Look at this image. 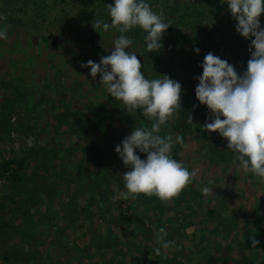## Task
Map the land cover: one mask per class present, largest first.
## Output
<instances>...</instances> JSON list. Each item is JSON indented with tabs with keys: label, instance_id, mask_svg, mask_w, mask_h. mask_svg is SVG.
Returning a JSON list of instances; mask_svg holds the SVG:
<instances>
[{
	"label": "trees",
	"instance_id": "1",
	"mask_svg": "<svg viewBox=\"0 0 264 264\" xmlns=\"http://www.w3.org/2000/svg\"><path fill=\"white\" fill-rule=\"evenodd\" d=\"M146 2L153 12L160 10L158 5L168 10V43L150 53L144 40L146 32L135 27L125 34L133 39L129 50L137 54L145 78L167 74L182 86L181 109L161 126L160 134H180L184 144L187 136H194L210 158L230 164L235 159L225 149L224 138L202 128L212 115L195 97V77L202 72L200 65L209 51L227 60L242 75V63L250 59V40L237 34V22L231 15L224 31L208 28L200 13L201 0H185V4L181 0ZM112 3L113 0H0V27L7 31V39L0 40V62L4 63H0V144L24 135L46 141L41 146L34 138V143L25 145L19 154L13 149L7 151L3 145L1 149L0 145V186L7 196L0 201V245L9 241L0 250V262L54 264L55 254L71 249L75 253L76 248L81 255H74V261L93 264L91 256L87 255L89 261L82 256L94 245L92 235L82 233L88 237L83 247H77L79 239L70 237L71 229L81 219L91 221L90 230L104 221L106 237L100 235L97 241L118 244L119 254L126 250L125 244L134 246L139 242L145 264H258L251 253L255 246L264 244V212L255 220H238L237 214L231 212L226 216L208 212L202 206V186L212 189L210 199L225 202L216 198L213 186L205 182L193 178L169 201L143 194L136 199H114L124 190L122 174L128 170L115 146L134 127H150L151 121L140 109L125 111L124 104L101 85L99 74L92 78L86 75L90 70L80 67L89 59L99 63L120 35L111 27L96 31L92 26L96 18L110 23L107 5ZM203 36L211 44L209 51L199 45ZM62 43L65 47L58 48ZM171 43L175 49L167 53L164 48ZM194 48L199 49V54ZM182 75L188 76L190 82H184ZM189 114L192 123L186 121ZM182 150L183 146L176 144L172 155L190 171ZM6 154L10 157L6 158ZM139 155L145 158V154ZM195 224L201 227V238L182 244L183 238H189L187 230ZM160 227L167 232L165 239L174 241V245H170L169 252L162 249L157 255ZM209 239L214 244L203 250L200 246ZM253 240L257 242L255 246ZM48 241V248L38 251L37 246ZM219 245L227 252H221ZM172 246L180 251L176 253ZM232 247L238 250L235 259L229 253Z\"/></svg>",
	"mask_w": 264,
	"mask_h": 264
},
{
	"label": "clouds",
	"instance_id": "2",
	"mask_svg": "<svg viewBox=\"0 0 264 264\" xmlns=\"http://www.w3.org/2000/svg\"><path fill=\"white\" fill-rule=\"evenodd\" d=\"M227 11L237 22L235 31L250 40V59L247 68L239 75L227 60L208 52L200 67L202 72L195 77V97L199 104L206 105L212 119L202 126L208 132H218L226 139L227 149L245 172L264 181V26L260 17L264 15V0H221ZM110 23L99 18L93 28L108 31L111 27L120 33L113 41V48L99 63L89 59L81 68H88L92 78L99 74L100 83L106 92L125 106V111H142L151 121L150 127H134L115 152L128 169L122 174L124 190L114 199H136L139 195L155 196L169 201L192 183L196 170L189 171L175 159L172 150L176 144L184 145L180 134L161 135L162 125L181 109V84L167 74L148 79L141 72V62L135 52L130 51L133 39L127 35L139 27L146 36L145 45L150 53L162 48L163 35L171 26L153 12L146 0H113L107 5ZM3 17H0L2 19ZM7 39L5 27H0V40ZM199 54V49L194 48ZM192 123V116L186 118ZM139 153L145 154L141 159ZM212 189L201 187L207 196ZM155 249H169L174 241L165 239V228L158 229ZM253 246L256 241H252Z\"/></svg>",
	"mask_w": 264,
	"mask_h": 264
},
{
	"label": "rangeland",
	"instance_id": "3",
	"mask_svg": "<svg viewBox=\"0 0 264 264\" xmlns=\"http://www.w3.org/2000/svg\"><path fill=\"white\" fill-rule=\"evenodd\" d=\"M182 3H186L185 0H181ZM160 7V10H156L155 13L160 15L162 18H164L166 21L167 19V12L168 10H165L161 5H158ZM157 7V6H155ZM163 8V9H162ZM200 13L204 16L206 26L210 28L212 31H216L218 29V32L225 30V23L226 21L230 20V13L227 11L226 5L221 3V0H201L199 5ZM262 26H264V15H262L260 18ZM167 38L166 34L163 35L162 43H168L165 42V39ZM205 36L202 37V39L199 40V45L203 49H211V44L208 41H205ZM232 45H235L236 41H231ZM249 41H247L246 44H248ZM167 44L165 51L168 53L169 50L172 48L175 49V46L173 44ZM64 43H62V46H58V48H63ZM163 49V50H164ZM64 50H68V48H65ZM71 51V50H70ZM210 52V51H209ZM9 60V59H8ZM2 66H4L3 62H0ZM7 67H9V63H6ZM33 65V64H32ZM243 71L247 68V63H242ZM6 67V66H5ZM1 69V67H0ZM89 70L88 68H86ZM86 73V72H85ZM90 72H87L86 75H89ZM82 77L83 74H82ZM98 77V76H97ZM182 78H184V82H190V79L186 75H182ZM100 79V77H98ZM96 96H100V93H94ZM14 134H11V137L14 138ZM18 137V139H16ZM15 139H11L12 142L8 141L6 144H0L1 149L2 145L5 147L7 151H15V154H19L22 148H25L26 146L32 145L33 139L36 138L37 141H39V145H44L46 141H43L38 136L34 135H24V137L17 136ZM188 139L183 145L182 150V156L184 159L188 160V163L191 166L190 171L196 170L197 175L194 177L195 180H199L202 182H205V184L213 186L215 197L218 199H223L224 203H221V200H212L209 198V194L207 196L204 195L202 206L207 209L208 212H216L219 215L226 216L230 212L233 213V215L237 214L238 220L251 218L253 220L258 219L262 212H264V181H261L259 178L254 177L251 173L245 172L242 170L238 164L239 162L236 160H231L232 162L230 164L223 163L222 161H219L217 159L210 158L207 149L201 148L200 142H197L194 139V136H187ZM50 140V138L48 139ZM225 149H227V141L226 139H223ZM26 145V146H25ZM230 152V151H229ZM6 158L10 157V154L5 155ZM63 167H70L69 164L66 163ZM3 197H7L5 194V189H3V186H0V201L3 199ZM9 198V197H8ZM6 198V199H8ZM126 211H128L126 209ZM8 212V211H7ZM233 218V217H232ZM9 219V215H8ZM56 220V219H55ZM58 220V219H57ZM56 220V221H57ZM83 221L79 219L76 223L75 228L71 229L70 237L73 240L79 239L78 243L79 245L77 247H83V243H88V237H85L82 235L84 232L88 235L91 234L93 237V244L91 245L88 254H82V256L89 261L90 259L87 257L91 256L90 262L93 264H145L144 256L141 253L140 250V244L139 242H135L133 245H124L126 250L124 251L120 250V254L118 253L120 246L116 244L115 246H110L108 243L103 242L100 243L97 241L99 236L106 237V224L105 222H101V225L97 224L95 228H92L90 230V223ZM96 222H98L96 220ZM201 227L198 226V224L192 225L187 230V235L189 238H183L182 244H190V241L192 238L199 239L201 238ZM121 233V232H120ZM236 233V232H235ZM233 238V235H232ZM235 239V238H233ZM108 240V239H107ZM130 240V239H129ZM193 240V239H192ZM220 238H218L217 241H219ZM243 241V240H242ZM38 243V242H37ZM9 241H5V243L2 242L0 245V250H2L3 246H8ZM36 245V242L34 243ZM49 241L46 242L45 245L37 246L40 247L38 251H42L48 248ZM213 241L211 239L207 240L206 242H203V244L200 246L203 250L209 249L213 245ZM75 245V244H74ZM73 245V246H74ZM224 245V244H223ZM176 246V245H175ZM175 246H172V250L176 251L178 253L180 250H177ZM222 245H219V250L221 252H227L225 251L227 248L221 247ZM33 249V248H32ZM187 249V248H186ZM74 250H65L61 253L58 252V254H55L52 258L54 260V264H79L76 260L74 261L73 257L74 255H81ZM165 252H169V249L165 250ZM220 252V253H221ZM42 253V252H41ZM49 253H51L49 251ZM175 253V254H176ZM232 254L233 259L236 258V254L238 253V250L236 248H233L229 252ZM224 254V253H222ZM227 254V253H226ZM253 258L255 259L254 262L258 264H264V244L260 246H255L254 252H252ZM40 255V254H39ZM44 255V254H43ZM221 256V255H220ZM1 263V262H0ZM235 262H232L231 264H234Z\"/></svg>",
	"mask_w": 264,
	"mask_h": 264
},
{
	"label": "built area",
	"instance_id": "4",
	"mask_svg": "<svg viewBox=\"0 0 264 264\" xmlns=\"http://www.w3.org/2000/svg\"><path fill=\"white\" fill-rule=\"evenodd\" d=\"M33 142H34V139H33ZM0 264H2V263H0Z\"/></svg>",
	"mask_w": 264,
	"mask_h": 264
}]
</instances>
